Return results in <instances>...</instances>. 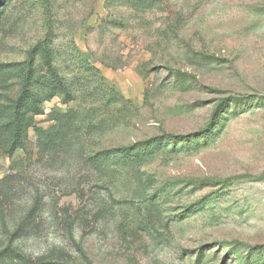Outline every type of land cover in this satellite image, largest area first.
Masks as SVG:
<instances>
[{"label": "rangeland", "instance_id": "rangeland-1", "mask_svg": "<svg viewBox=\"0 0 264 264\" xmlns=\"http://www.w3.org/2000/svg\"><path fill=\"white\" fill-rule=\"evenodd\" d=\"M0 264H264V0H0Z\"/></svg>", "mask_w": 264, "mask_h": 264}]
</instances>
